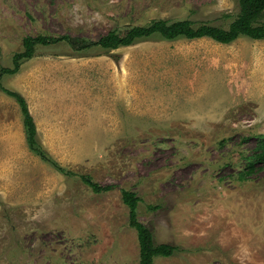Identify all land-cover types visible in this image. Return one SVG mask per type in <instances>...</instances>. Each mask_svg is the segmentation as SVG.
<instances>
[{
  "label": "rangeland",
  "instance_id": "374dc122",
  "mask_svg": "<svg viewBox=\"0 0 264 264\" xmlns=\"http://www.w3.org/2000/svg\"><path fill=\"white\" fill-rule=\"evenodd\" d=\"M238 2L0 0V68L28 36L97 41L153 20L227 29ZM1 85L26 100L38 143L74 175L29 150L0 90V264H138L124 190L154 243L177 249L154 264H264V165L238 178L264 135V40L60 42L37 46ZM80 176L112 189L96 194Z\"/></svg>",
  "mask_w": 264,
  "mask_h": 264
},
{
  "label": "trees",
  "instance_id": "16d2710c",
  "mask_svg": "<svg viewBox=\"0 0 264 264\" xmlns=\"http://www.w3.org/2000/svg\"><path fill=\"white\" fill-rule=\"evenodd\" d=\"M238 6V15L229 24L227 29L207 24L195 27L189 20L175 22L153 20L147 26L132 27L123 35L110 32L97 41L70 36L47 37L40 35L25 37L22 40L23 51L15 54L12 58V68H0V90L14 99L20 109L25 141L29 150L43 161L49 163L59 173L67 176L74 175V173L64 169L53 161L38 143L34 120L30 114L26 100L19 93L7 90L1 85L3 76L18 73L21 63L34 57L37 46H51L65 42L74 51H84L94 47H100L105 50H116L120 47L131 46L139 39H147L154 35L159 36L165 41L208 38L223 45L231 44L240 37H246L255 41L264 40V25L260 24V20L264 16V0H239ZM255 148L256 154L254 155L253 162L249 164L244 172L239 174L238 178L240 180L246 179L254 172L255 164L264 165V135L260 136ZM80 179L96 194L108 192L112 189L111 186H99L86 176H80ZM121 199L128 209V225L137 235L139 245L138 264H154L156 257L168 258L173 256L177 251L176 247L169 244H155L150 229L138 220L137 205L140 201L139 197L134 192L124 190L121 192ZM150 209L156 210L158 206L150 207Z\"/></svg>",
  "mask_w": 264,
  "mask_h": 264
}]
</instances>
